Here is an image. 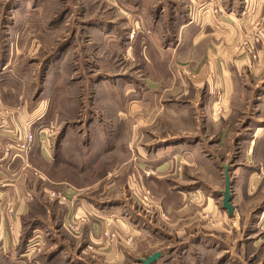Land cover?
Wrapping results in <instances>:
<instances>
[{
  "label": "rangeland",
  "instance_id": "1",
  "mask_svg": "<svg viewBox=\"0 0 264 264\" xmlns=\"http://www.w3.org/2000/svg\"><path fill=\"white\" fill-rule=\"evenodd\" d=\"M241 1L237 0L238 6H243ZM159 2L0 0V50H5L15 34H18L21 45L19 50H15L17 56L13 60L16 64L14 69L18 71L15 74L17 81L13 80V76L12 85L10 83V87L17 90V95H4L1 112L3 118L17 124L22 112L25 117L23 128L18 127L25 130L24 134L18 133V137L14 138L18 150L13 157L21 161L17 178L23 179L24 186L28 187L26 198L33 199L34 194L38 193V205L32 204L34 212L23 218L24 228L30 232L36 222L41 223L36 227L39 228L35 230L36 235L23 239L18 248L23 244L26 253L34 254L41 264H138L140 259L156 252L165 255L164 262L158 260L153 264H235L240 259L230 258V255L238 252L242 254L243 264H260L261 255L264 257V211L256 208L259 204L260 210L264 207V179L252 197L241 199L239 192L240 197L236 198V202L238 208L242 205L238 211L241 222L230 228L223 222L225 216L221 213L218 200L213 201L214 209L209 211L205 209L204 197L200 192H177L180 200L171 203L159 193L155 182H152L154 179L146 177L147 184L142 180V174L151 175L147 168L143 169L132 161L136 160L135 149L146 140V130L159 131L163 136L177 129L173 120L158 114L157 110L147 115L139 114V110L131 116L128 114V108L134 109L144 103L139 100L142 95L139 90L144 88L143 79L147 70L142 43L144 38L150 36L147 32L154 34V28L143 26L142 20L148 14L154 17L160 13ZM229 5L231 2L228 0V9ZM7 27L13 32V37L12 33H6ZM259 41V38H252L245 45L253 59L258 58L256 51ZM64 50L66 54L62 67L54 66L53 63H57ZM49 63H52L51 67ZM44 83L52 85L48 99L45 98L47 95H43L48 92L44 90ZM149 86L153 85L149 83ZM251 93L254 96L255 92L247 96L246 102L251 104L246 109V115H250L249 110L253 109ZM165 100L175 102L187 99L170 95ZM198 104L201 106L202 103ZM217 111H222L220 105L214 112ZM195 113V119L191 115L189 124L200 128V134L207 115L199 111ZM234 116L237 119L247 117L242 114ZM235 120L234 125H238L240 133L244 130L245 120L241 124H236ZM147 124L149 129L146 128ZM213 125V122L211 126L208 125L212 128L210 133H205L208 138L214 135ZM182 127L193 128L180 124L178 120V128ZM122 128L130 133L125 139L124 136L128 134L122 132ZM63 133L66 143L57 150L56 145ZM236 133V128L230 131L231 140L228 139L225 144L218 143L219 135L209 140V149L226 158L225 164L231 166L230 179L233 169L238 166L236 157L241 151H247L239 141L241 137L235 136ZM106 134L112 142L120 144L110 151L106 147L102 154ZM41 135L44 142L39 143ZM42 143L43 146L48 144L51 154L49 163L40 161L38 156L31 157V153H40L39 144ZM123 145L128 147L132 158H125ZM100 156L103 158L94 166L82 164V160L89 157L93 160ZM250 161L264 171V161ZM187 164L185 159L175 162V170L170 173L171 181L186 186L203 185L205 190L224 189L221 179L219 182L210 179L201 170ZM74 197L91 204L108 200L107 203L115 205V201L121 200L139 216L141 227L145 228L144 223H157L159 235L156 236L151 230L149 234L136 236L135 232L128 230L131 227L128 216H123L128 218L126 221L118 215V220H115V215L107 218L105 215L108 213L102 212L103 216L93 215L103 228H99V234L92 238L87 216L78 212L84 200L78 206V203L69 209L66 206ZM17 200V194L7 199L10 214ZM244 204L251 210L246 211ZM253 228L254 231L250 233ZM35 242L38 245L33 246ZM254 242H258L259 247H254ZM222 254L229 255V261L227 257L221 259ZM220 259L223 260L221 263Z\"/></svg>",
  "mask_w": 264,
  "mask_h": 264
},
{
  "label": "crops",
  "instance_id": "2",
  "mask_svg": "<svg viewBox=\"0 0 264 264\" xmlns=\"http://www.w3.org/2000/svg\"><path fill=\"white\" fill-rule=\"evenodd\" d=\"M229 1L231 2L230 9L226 6L228 0H160V13L154 17H151L150 14L146 15L142 20L144 24L142 25L152 26L154 34L147 32V35L150 34V36L144 38L142 43L144 47L142 55L145 57L143 59L147 70L143 79L144 88L139 90V93H142L139 100L144 103L135 107V110L132 107L128 108V114L131 116L134 111L139 110V114L147 115L148 112L157 110L158 114L166 115L173 120L174 126H177L175 132L162 136L159 131L158 133L152 132V129L147 127L148 124L146 125V128L149 129L145 131L146 140L139 144L140 148L135 149L136 160H132L135 164L140 165L139 167L147 168L146 170L151 173L148 175L143 171L142 180H145L147 184V178L154 179L152 182H155L159 193L171 203L180 200L179 196L176 195L177 192L178 194L200 192L204 197L205 209L209 211L214 209L215 203L213 201L218 200L223 211L221 213L225 216L223 222L232 228L241 222L238 211L240 208L242 209V205H239L238 208L236 202V198L240 197L239 192L241 199L252 197L258 192L257 190L262 186L264 179V171H260L257 165H253L250 161V159L258 163L264 161V0H242L241 5L243 6H238L237 0ZM169 23L170 25H168ZM5 29L6 33H12L13 37L11 29L8 27ZM252 38H256V40L259 38L260 40L256 51L257 59H253L245 47ZM11 39L5 50H0V264H41V260L36 261L34 254L26 253L23 244L21 248L20 246L18 248L23 239L36 235L35 230L39 229L36 227L41 226V223L36 222L35 227H31L30 232L24 228L23 218L24 216H31L34 212L33 206L38 205L36 197L38 193L34 194L35 198L33 199L26 198L25 192L29 191L28 187L24 186L23 179L17 178V170L21 161L13 157L18 150L15 139L18 137V133L23 135L25 132V130L18 128L19 126L23 128L25 117H23L22 112L18 119L19 124H17L11 119L3 118V112H1V100H3L4 95L7 97L17 95V90L10 86L13 76H15L13 80L17 81L15 74L18 71L14 69L16 64L13 63V60L17 56L15 50H19L21 45L18 42V34H15ZM64 52L58 57L57 63L56 61L53 63L54 66L62 67L66 50ZM49 64L51 67L52 63ZM149 83L153 86H149ZM43 87L45 91H48L43 94L47 95L45 98L48 99L52 93V85L47 86L44 83ZM247 92H255L254 96L251 93L250 99L253 102V109L249 110L250 115L247 114L248 116L246 109L251 103L249 104L248 101L247 104L246 102L249 95ZM170 95L173 98H186L187 100L175 102L165 100L169 99ZM198 102L202 103L201 106ZM218 105L221 106L222 111L214 112ZM194 111L207 115V118L203 120L205 121L203 122L204 130L201 129L202 133L200 132V134H198L200 128H195L194 125L189 124L191 115L195 119L196 113L193 114ZM236 114L247 116L243 118L245 120L244 130L240 133L238 132V125L235 126L233 120L236 119V124H241L243 119H237L234 116ZM178 120L180 124L193 128H178ZM212 122L216 131L213 129L214 135L208 138L205 133L211 132L212 128H209L208 125L211 126ZM234 128L237 129L235 136L241 137L239 141L246 146L247 151H241L236 157L238 166L231 173L234 213L229 215L222 206L226 158L221 157L216 151L213 152L212 148L209 149V140L219 135L218 143L225 144L226 141L231 140L232 135L229 133ZM125 130L122 128V132L128 134L129 131ZM140 134L142 135L141 131ZM126 136H130V133L125 135L124 139ZM39 140V143L44 142V136L41 135ZM65 140V133H63L60 142L56 145L57 150L65 145ZM103 141L105 142L102 144L104 146L102 154L106 147L110 151L111 148L118 147L120 144V142H112L107 134ZM39 145L42 147H39L40 153H31V157L38 156L40 161L44 162L45 160L49 163L51 154L48 151V144ZM123 147L125 158H132L128 147L126 145ZM8 152L10 153L8 154ZM102 158L100 156L91 160L89 157V159L82 160V164L94 166ZM181 159H185V162L188 163L187 166L201 170L202 174L210 179L218 180V182L221 179L224 183V189L211 188L209 190L207 188L205 190L203 185L190 184L186 186L171 181L172 174L170 173L175 170L174 164L175 162L179 163ZM229 170H231V166ZM1 180H3L2 183ZM16 194L18 202L10 214L7 208V199ZM81 200H84V204L80 203ZM73 202L75 203L73 204ZM107 202L109 201L91 204L85 199L74 197L65 205L69 209L72 208V205L81 204L79 211H77L87 216L92 238L99 234V228H103L99 225L100 221L93 215L103 216L102 212L110 214L105 215L107 218L115 215V220H118V216H122L119 218L125 221L129 218L131 227L128 230L135 232L136 236L149 234L151 230L156 236L159 235L157 223H144L145 228L141 227L139 216L131 212L123 201H115V205ZM245 205L244 209L250 211L251 208ZM259 205L256 208L260 212L264 211V207L260 210ZM123 216H128V218ZM121 220L119 219V221ZM251 223L252 221L249 222V224ZM253 223L255 224V222ZM253 231L254 228L251 229L250 233ZM253 245L259 247L258 242H254ZM262 255L260 264H264ZM228 256L224 255L221 259L224 260L227 257L228 260ZM162 257L159 260L163 263L165 257L163 253ZM231 257L240 259L235 264H243L242 254L239 252L238 254H231ZM221 259L219 263L223 261ZM224 264H229V262Z\"/></svg>",
  "mask_w": 264,
  "mask_h": 264
},
{
  "label": "water",
  "instance_id": "3",
  "mask_svg": "<svg viewBox=\"0 0 264 264\" xmlns=\"http://www.w3.org/2000/svg\"><path fill=\"white\" fill-rule=\"evenodd\" d=\"M223 208L228 212L229 215L234 213V206L232 204V181L229 175V165L225 166V189L223 191ZM162 256L161 252H156L144 259H140L138 264H153L156 263Z\"/></svg>",
  "mask_w": 264,
  "mask_h": 264
},
{
  "label": "built area",
  "instance_id": "4",
  "mask_svg": "<svg viewBox=\"0 0 264 264\" xmlns=\"http://www.w3.org/2000/svg\"><path fill=\"white\" fill-rule=\"evenodd\" d=\"M30 139L32 140V139H33V137H32V136H30ZM31 140H30V141H31ZM60 197H61V196H60ZM11 211H12V210H11ZM35 239H36V238H35ZM35 239H34V240H35ZM34 240H33V241H34ZM36 245H38V243H37V242H35V243L33 244V246H36Z\"/></svg>",
  "mask_w": 264,
  "mask_h": 264
}]
</instances>
